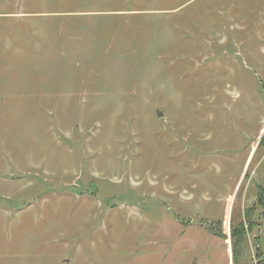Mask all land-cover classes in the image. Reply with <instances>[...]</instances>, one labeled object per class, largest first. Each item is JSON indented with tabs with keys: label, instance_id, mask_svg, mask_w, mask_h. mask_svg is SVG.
Masks as SVG:
<instances>
[{
	"label": "rangeland",
	"instance_id": "rangeland-1",
	"mask_svg": "<svg viewBox=\"0 0 264 264\" xmlns=\"http://www.w3.org/2000/svg\"><path fill=\"white\" fill-rule=\"evenodd\" d=\"M0 264H264V0H0Z\"/></svg>",
	"mask_w": 264,
	"mask_h": 264
},
{
	"label": "water",
	"instance_id": "water-1",
	"mask_svg": "<svg viewBox=\"0 0 264 264\" xmlns=\"http://www.w3.org/2000/svg\"><path fill=\"white\" fill-rule=\"evenodd\" d=\"M162 116V113L157 111V117H161Z\"/></svg>",
	"mask_w": 264,
	"mask_h": 264
},
{
	"label": "trees",
	"instance_id": "trees-1",
	"mask_svg": "<svg viewBox=\"0 0 264 264\" xmlns=\"http://www.w3.org/2000/svg\"><path fill=\"white\" fill-rule=\"evenodd\" d=\"M258 197H260V196H258ZM233 255H234V251H233Z\"/></svg>",
	"mask_w": 264,
	"mask_h": 264
}]
</instances>
